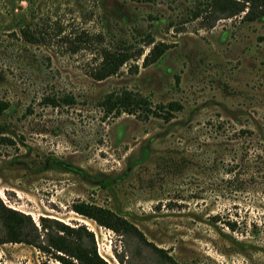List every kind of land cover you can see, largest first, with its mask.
Masks as SVG:
<instances>
[{
    "label": "rangeland",
    "instance_id": "374dc122",
    "mask_svg": "<svg viewBox=\"0 0 264 264\" xmlns=\"http://www.w3.org/2000/svg\"><path fill=\"white\" fill-rule=\"evenodd\" d=\"M208 2L0 0L3 203L38 229L85 227L108 264H264V18H216ZM161 43L168 51L143 66ZM114 49L143 55L95 80ZM124 90L180 108L105 116L102 100ZM79 202L127 219L146 243L77 215ZM58 254L0 244V264H61Z\"/></svg>",
    "mask_w": 264,
    "mask_h": 264
},
{
    "label": "trees",
    "instance_id": "16d2710c",
    "mask_svg": "<svg viewBox=\"0 0 264 264\" xmlns=\"http://www.w3.org/2000/svg\"><path fill=\"white\" fill-rule=\"evenodd\" d=\"M208 11H211L216 18H232L242 16L244 23H251L264 18V0H209ZM220 19V18H219ZM24 37L31 43L37 42L34 35L23 31ZM153 41L148 37L147 46H151ZM170 48L169 45H154L143 58V66L157 62ZM143 55L142 50L137 52L131 49L122 50H103L101 52V62L93 73V78L103 81L116 75L120 69L132 60H137ZM137 70V67H134ZM44 104L53 107L62 106V103L72 104L71 97L54 98L47 96L43 100ZM151 102L146 97L134 94L129 91L112 93L107 95L100 106L105 116H120L125 113L128 115L142 114L148 116H167L172 111H177L180 106L177 103L158 105L155 109L150 106ZM9 103L0 101V118L8 109ZM170 117V116H169ZM165 117V120H169ZM163 118V117H162ZM3 130L0 122V132ZM225 175L232 178L224 179L229 187H234L238 178L234 173V167L224 165ZM72 210L79 216L95 222L98 226L112 231L119 236H129L146 243L143 234L127 219L117 215L107 208L99 207L85 202H79L72 206ZM228 228L234 231V225L229 223ZM25 244L33 246L42 252L53 250L56 259L61 264H108L97 252L95 240L92 233L85 227L76 229L70 228L59 222H52L49 219H40V229H38L32 218L20 211L7 207L0 198V244ZM153 249L158 250L156 248ZM162 252V251H158ZM172 264H177L173 259L168 258Z\"/></svg>",
    "mask_w": 264,
    "mask_h": 264
}]
</instances>
